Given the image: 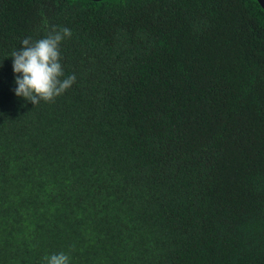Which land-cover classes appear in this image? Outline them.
<instances>
[{
    "label": "trees",
    "instance_id": "obj_1",
    "mask_svg": "<svg viewBox=\"0 0 264 264\" xmlns=\"http://www.w3.org/2000/svg\"><path fill=\"white\" fill-rule=\"evenodd\" d=\"M68 28L74 85L15 95L22 40ZM264 264L256 0H0V264Z\"/></svg>",
    "mask_w": 264,
    "mask_h": 264
},
{
    "label": "clouds",
    "instance_id": "obj_2",
    "mask_svg": "<svg viewBox=\"0 0 264 264\" xmlns=\"http://www.w3.org/2000/svg\"><path fill=\"white\" fill-rule=\"evenodd\" d=\"M71 36L70 29L52 26L43 38L22 40V48L11 54L17 97L33 105L51 103L74 85L76 76H65L60 50L62 42ZM44 260L46 264H70L64 252L45 256Z\"/></svg>",
    "mask_w": 264,
    "mask_h": 264
},
{
    "label": "water",
    "instance_id": "obj_3",
    "mask_svg": "<svg viewBox=\"0 0 264 264\" xmlns=\"http://www.w3.org/2000/svg\"><path fill=\"white\" fill-rule=\"evenodd\" d=\"M90 1H102V0H90ZM260 8L264 11V0H256Z\"/></svg>",
    "mask_w": 264,
    "mask_h": 264
}]
</instances>
